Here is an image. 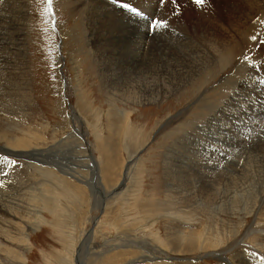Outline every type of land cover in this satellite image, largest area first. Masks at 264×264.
Segmentation results:
<instances>
[{"label": "rangeland", "instance_id": "obj_1", "mask_svg": "<svg viewBox=\"0 0 264 264\" xmlns=\"http://www.w3.org/2000/svg\"><path fill=\"white\" fill-rule=\"evenodd\" d=\"M214 9L225 16L223 0H0L16 42L0 75L4 264H264V22L228 33ZM92 36L127 81L159 77L168 51L190 67L179 47L210 58L177 88L138 87L157 100H124Z\"/></svg>", "mask_w": 264, "mask_h": 264}, {"label": "bare ground", "instance_id": "obj_2", "mask_svg": "<svg viewBox=\"0 0 264 264\" xmlns=\"http://www.w3.org/2000/svg\"><path fill=\"white\" fill-rule=\"evenodd\" d=\"M97 1V0H96ZM148 1V0H147ZM207 1V0H206ZM15 2V1H14ZM74 2V1H73ZM86 3V2H85ZM88 4L90 3V2H87ZM86 3V4H87ZM260 3H261V0L259 1V2H257V0H223V5H224V8H225V16L224 15H222L218 10H216V9H214L213 11H215L216 13H220L221 15V18H222V16H224L225 17V21H223L224 22V24H222L223 25V29L225 28V31L226 32H228V33H232L231 32V30H232V27H234L235 29H237L238 27H240V26H242V24H241V20L243 19V18H245V20H249L250 19V26H251V28H252V31L253 32H255V29H256V27L258 26H260L261 25V23L262 22H264L263 20H264V1H263V3L261 4V12H259V13H255V11H256V9H258L259 8V6H260ZM4 4V3H3ZM85 4V5H86ZM142 4H143V2H142ZM74 5V4H73ZM11 6V5H10ZM76 7V6H75ZM114 7V6H113ZM13 8V7H12ZM11 8V9H12ZM10 9V10H11ZM16 9V8H15ZM92 9V8H91ZM206 9V8H205ZM213 9V8H212ZM85 10V9H84ZM260 10V9H259ZM3 11V10H2ZM99 11V10H98ZM208 11V10H207ZM12 12V11H11ZM224 12V11H223ZM121 13V12H120ZM254 14V16H251V14ZM1 14V13H0ZM123 14V13H122ZM12 15V14H11ZM15 15V14H14ZM91 15V14H90ZM219 15V14H218ZM2 16V15H1ZM13 16V15H12ZM57 16V15H56ZM83 16V15H82ZM99 16V15H98ZM88 17V16H87ZM90 17V16H89ZM92 17V16H91ZM2 18V17H1ZM211 18V17H210ZM258 18L260 19V20H258ZM3 19V18H2ZM13 19H15V18H13ZM91 19V18H90ZM115 19V18H114ZM122 19V18H121ZM125 19V18H124ZM137 19V18H136ZM94 20V19H93ZM126 20V19H125ZM139 20V19H138ZM216 20V19H215ZM214 20V21H215ZM219 20V19H218ZM2 21H4V20H2ZM1 21V22H2ZM13 21V20H12ZM14 21H16V20H14ZM13 21V22H14ZM127 21H129V20H127ZM243 21H244V19H243ZM99 22V21H98ZM120 22V21H119ZM216 22V21H215ZM218 22V21H217ZM222 22V21H221ZM221 22H220V24H221ZM15 23V22H14ZM109 23V22H108ZM131 23V22H130ZM219 23V22H218ZM3 24V23H2ZM5 24V23H4ZM11 24H13V23H11ZM121 24V23H120ZM170 24V23H169ZM264 24V23H263ZM15 25V24H14ZM108 25V24H107ZM136 27H138V26H140V28L142 27L144 30H146V28H145V26L146 25H148V23H147V21H145V20H141V21H139L138 22V24H134ZM149 25H150V23H149ZM225 25V26H224ZM5 26V25H4ZM9 26V25H8ZM12 26V25H11ZM244 26V25H243ZM2 27H3V25H2ZM7 27V26H6ZM12 27H14L15 28V26H12ZM111 27V26H110ZM257 27V28H258ZM13 28V29H14ZM108 28V27H107ZM250 28V27H249ZM1 29V28H0ZM12 29V28H11ZM16 29V28H15ZM241 29V28H240ZM2 30V29H1ZM10 29H8V31H9ZM14 31V30H13ZM89 31V30H88ZM87 31V32H88ZM233 32H234V30H232ZM123 32V31H122ZM148 32V31H147ZM238 32H240V30L239 31H237V33ZM244 32V31H243ZM242 32V33H243ZM140 33V32H139ZM235 33V32H234ZM12 34H15L14 32L12 33ZM128 34V33H127ZM142 34V33H141ZM246 33H244V35H245ZM91 35V34H90ZM241 35V34H240ZM7 36V30L5 29V30H3V31H1L0 32V71H1V73H0V75H3V74H5V73H7V72H9V71H11V69H15V66H13V64H11V58H10V54L9 53H11V50L13 49V47L14 46H16V42L15 41H12L11 39H8V37H6ZM8 36H10V34L8 35ZM141 36H143V35H141ZM208 36V35H207ZM248 36H250V35H248ZM245 37H247L246 35H245ZM262 37H264L263 35H262ZM15 38V37H14ZM92 40H93V45L95 46H93L94 48V50H93V52L95 51V49H96V53H94V55L96 56H94L96 59H94V60H97L98 61V63H100L101 64V66L102 67H106L105 68V70H107V71H105V72H103L101 75H102V78L104 79V78H106V79H108V80H110L112 83H114V86L112 87V88H110V89H114L116 92H117V90H118V92H121V95H122V97H123V99L125 100V99H127L128 100V98H130V97H128V96H130L131 94V92H130V90L132 89H136V90H139L138 89V87L139 86H141V87H143V88H150L151 90L154 88V87H156V88H158V87H161V88H166V87H170V85L171 84H174L173 86L174 87H179L183 82H185V81H187V80H189L190 81V78L192 77H194L193 75H195V74H198V73H200L201 72V68L202 67H204L203 66V63L204 64H206L205 63V61H207L208 60V58H210L208 55H207V53L208 52H205L204 50H201V49H199V50H195V49H186L185 47H179L178 49H174L177 53H180L181 55H182V57H184V60L185 59H187V61H189V62H191V64L192 65H190V67H188L187 66V68H182V67H178L177 66V59H176V55L174 56L170 51H168L169 53L168 54H164V57L165 58H162L161 57V59H156V60H158V61H162V62H164V63H166L167 65L163 68V70H162V72H161V74L159 75V77H158V71L157 70H154L153 72H151L152 74H154L156 77H158V79L157 78H155V77H153V75L151 76V73L149 74V75H143L142 77H140V78H138L139 77V74L138 73H136V74H134V76L132 77V80H125V78L126 77H122V75H120V74H118L114 69H112L111 67H110V65H112V64H114V63H116L117 62V60L121 57V56H119L118 57V59L116 58V57H109V56H104V53H105V51L103 52V50L100 48V46L103 44V42H99L98 41V39H96V37H94V36H92ZM201 38V37H200ZM212 38V37H211ZM234 38H235V35H234ZM16 39V38H15ZM225 38H223V40H224ZM110 40V39H109ZM215 40V39H214ZM226 40V39H225ZM224 40V41H225ZM236 40V39H235ZM234 40V41H235ZM260 40V42H261V39H259ZM264 40V39H263ZM170 41V40H169ZM217 41V40H216ZM237 42H236V48H240V46H241V38L239 37V38H237V40H236ZM246 41V40H245ZM89 42V41H88ZM105 42V41H104ZM137 47H139L140 45H139V43H140V37L137 39ZM159 43H160V40L158 41ZM166 42V41H165ZM209 42V41H208ZM244 42V41H243ZM259 42V41H258ZM20 43V42H19ZM183 43V42H182ZM210 43V42H209ZM91 44V43H90ZM112 44V43H111ZM130 44V43H129ZM161 44V43H160ZM182 45V44H181ZM221 45H223V44H221ZM260 45V44H259ZM262 45V44H261ZM264 45V44H263ZM160 46H162V45H160ZM224 46H225V44H224ZM88 47H89V45H88ZM92 47V46H91ZM155 47H156V45H155ZM163 47V46H162ZM170 47H173V45H172V43H171V46ZM222 47V46H221ZM258 47V46H257ZM264 47V46H263ZM5 48H6V51H7V54H5V52H4V50H5ZM103 48H107V49H109L108 48V46H107V43L103 46ZM141 48V47H140ZM160 48V47H159ZM174 48V47H173ZM172 48V49H173ZM191 48V47H190ZM197 48V47H196ZM198 48H199V46H198ZM201 48V47H200ZM224 48V47H223ZM226 48V50H227V53L226 54H223V56H222V61H223V63L226 65V67H229V66H227V65H229V64H232L234 61L236 62V60L237 59H239V56H240V54L237 52V51H235V49H233L232 47H230V46H226L225 47ZM4 49V50H3ZM18 49V48H17ZM142 49V48H141ZM163 49V48H162ZM165 49H167V48H165ZM203 49V48H202ZM15 50V49H14ZM19 50V49H18ZM105 50V49H104ZM132 50V49H131ZM134 50V49H133ZM90 51V50H89ZM162 51V50H161ZM160 51V52H161ZM208 51V50H207ZM213 51V50H212ZM219 51V50H218ZM48 52V51H47ZM92 52V53H93ZM129 52V51H128ZM157 52V51H156ZM215 52V51H214ZM15 53V52H14ZM13 53V54H14ZM88 53H90V52H88ZM91 53V54H92ZM134 53V52H133ZM140 53V52H139ZM155 53V52H154ZM158 53V52H157ZM175 53V52H174ZM16 54V53H15ZM131 54V53H130ZM179 54V55H180ZM12 55V54H11ZM163 55V54H162ZM180 55V56H181ZM111 56V55H110ZM126 56V55H125ZM207 56H208V58H207ZM12 57V56H11ZM92 57H93V55H92ZM126 57H128V56H126ZM134 57V56H133ZM13 58V57H12ZM125 58V57H124ZM180 59V58H179ZM263 59V58H262ZM258 60V59H257ZM261 60V59H260ZM264 60V59H263ZM186 61V62H187ZM239 61H241V60H239ZM243 61V60H242ZM14 62V61H13ZM96 62V61H95ZM180 62V61H179ZM182 62V61H181ZM209 61H207V63H208ZM57 63H58V61H57ZM106 66H105V65ZM121 64V63H120ZM155 64V63H154ZM176 64V65H175ZM185 64V63H184ZM241 64V63H240ZM242 64H244V63H242ZM256 64H257V62H256ZM119 65V64H118ZM124 65V64H123ZM187 65H189L188 63H187ZM234 64H232V66H233ZM237 65H239V64H237ZM114 66V65H113ZM210 66V65H209ZM234 66H236V65H234ZM233 66V67H234ZM241 67H242V65H240ZM17 67V66H16ZM107 67H109V69H107ZM116 67V66H115ZM154 67V66H153ZM184 67V66H183ZM244 67L245 66H243L242 67V69H244ZM125 68V67H124ZM161 68V67H160ZM222 68V67H221ZM103 69V68H102ZM158 69V68H157ZM162 69V68H161ZM224 69H226L225 67H224ZM151 70V69H150ZM233 70V69H232ZM234 70H235V67H234ZM236 70H240V69H236ZM13 72V71H12ZM16 72V71H15ZM102 72V71H101ZM179 72V73H178ZM181 73V74H180ZM201 74V73H200ZM19 75V74H18ZM125 75V74H124ZM197 76V75H196ZM1 77V76H0ZM178 77V78H177ZM207 77V76H206ZM152 78V79H151ZM177 78V79H176ZM191 78V79H192ZM10 79V78H9ZM14 79V78H13ZM2 80V79H1ZM107 80V81H108ZM6 81V80H5ZM104 82H106V80L104 81ZM205 82V81H204ZM106 83H108V82H106ZM8 84V83H7ZM14 84V83H13ZM210 87V86H209ZM167 89V88H166ZM144 90H146V89H144ZM151 90H149L150 91V94H142V92H141V90H139V91H137V92H139V94H138V96H137V100H139V101H142V102H144V101H146V102H148V101H150V100H153V99H155V100H157L156 98L157 97H159V95H157V93H153V92H151ZM157 90V89H156ZM158 90H160V89H158ZM197 90V89H196ZM210 90V89H209ZM208 90V91H209ZM111 91V90H110ZM148 91V90H147ZM147 91H145V92H147ZM18 92V91H17ZM122 92H123V94H122ZM135 91H133V93H134ZM206 92V91H205ZM161 93V92H160ZM166 94L167 93H169V91L168 92H165ZM15 94V93H14ZM130 94V95H129ZM159 94V93H158ZM112 95V94H111ZM116 95V94H115ZM114 95V96H115ZM134 95V94H133ZM132 95V96H133ZM162 95V94H161ZM3 96V95H2ZM8 96V95H7ZM119 96V95H118ZM17 97V96H16ZM119 97H121V96H119ZM134 98V97H133ZM120 100V99H119ZM130 100H131V98H130ZM133 100V99H132ZM154 100V101H155ZM2 101V100H1ZM133 101H135V99L133 100ZM136 102V101H135ZM151 102V101H150ZM137 103V102H136ZM138 103H140V102H138ZM110 105V104H109ZM111 107V106H110ZM5 109V108H4ZM8 109V108H7ZM10 109V108H9ZM13 109V108H12ZM124 111V110H123ZM109 113V112H108ZM10 117V116H9ZM244 138V137H243ZM255 139V138H254ZM21 141V140H20ZM25 144L27 143V142H24ZM23 143V144H24ZM16 144V143H15ZM18 144H20V142L18 143ZM21 145V144H20ZM20 145H18L19 147H21ZM176 145V144H175ZM255 145V144H254ZM261 145V144H260ZM16 146V145H15ZM175 147V146H174ZM260 147V146H259ZM258 147V148H259ZM249 148V147H248ZM255 150V149H254ZM7 151V150H6ZM258 151V150H257ZM254 154V153H253ZM17 155V154H16ZM251 155V154H250ZM249 155V156H250ZM257 155V154H256ZM259 157V156H258ZM53 158V157H52ZM261 158V157H260ZM263 158V157H262ZM7 159V158H6ZM252 159V158H251ZM253 159H254V156H253ZM255 160V159H254ZM262 161V160H261ZM250 166V165H249ZM1 167V166H0ZM241 169V168H240ZM21 170V169H20ZM3 171V170H2ZM222 172V171H221ZM180 174V173H179ZM224 175V174H223ZM233 175V174H232ZM221 176V175H220ZM231 176V175H230ZM195 179V178H194ZM197 181V180H196ZM261 181H262V179H261ZM88 183V182H87ZM1 184V183H0ZM192 184V183H191ZM5 185V184H4ZM4 185H3V187H4ZM6 186V185H5ZM206 186H207V184H206ZM1 187V186H0ZM5 188V187H4ZM10 188V187H9ZM8 188V189H9ZM13 188V187H12ZM7 189V188H6ZM5 189V191H7ZM223 189V188H222ZM15 190V189H14ZM2 191V190H1ZM1 196V195H0ZM7 196V195H6ZM10 196V195H9ZM9 196H7V200H8V197ZM4 198V200H5V197H3ZM2 199V198H1ZM0 199V200H1ZM11 199V198H10ZM3 200V199H2ZM222 200V199H221ZM9 201V200H8ZM200 201V200H199ZM3 201H1L0 202V226H4L5 228H6V230H9V229H11V227L13 228L14 226H12L11 224H10V219L8 220L7 218L9 217L8 215V217L6 218L4 215L5 214H8L9 213V207H7L8 206V204H12L13 205V201H9V202H3L4 203V205H3V203H2ZM5 204L7 205V206H5ZM9 206H11V205H9ZM14 206V205H13ZM12 207V206H11ZM14 209V208H13ZM11 213V212H10ZM12 216V215H11ZM12 218V217H11ZM16 220V219H15ZM12 221V220H11ZM4 222H5V224H4ZM11 227H10V226ZM16 225V224H15ZM5 228H3V229H5ZM166 229V228H165ZM169 230V229H168ZM174 230V229H173ZM176 231V230H175ZM90 233V232H89ZM91 234V233H90ZM90 234H88V235H90ZM4 235V234H3ZM3 235H1L0 236V239H2V240H4V237H3ZM176 235V234H175ZM4 236H7V235H4ZM12 238L14 237V236H11ZM10 237V238H11ZM177 237V236H176ZM169 238V237H168ZM15 239V238H14ZM13 239V240H14ZM172 239V238H171ZM170 239V240H171ZM90 239L88 238L86 241L87 242H90L89 241ZM172 240H174V239H172ZM176 240V239H175ZM188 240V239H187ZM190 241H191V238L189 239ZM22 241V240H21ZM178 241V240H177ZM86 242V243H87ZM173 243V242H172ZM186 243V242H185ZM194 243V242H193ZM88 244V243H87ZM175 244H176V246L175 247H177V243L175 242ZM182 244V243H181ZM180 244V245H181ZM186 244H190L191 245V243H189V242H187ZM183 245H185V244H183ZM174 246H172V247H174ZM179 248V247H178ZM3 254H5L4 253V250H2V249H0V264H4V262H3ZM3 256V257H2ZM10 256V255H9ZM7 257V256H6ZM153 259V258H152ZM80 260V259H79ZM79 262H81V264H82V260L81 261H79ZM134 262V261H133ZM6 263V262H5ZM262 263H263V261H262ZM261 263V264H262ZM10 264V263H9ZM100 264H104L103 263V261H102V263L100 262ZM135 264V263H134Z\"/></svg>", "mask_w": 264, "mask_h": 264}, {"label": "snow or ice", "instance_id": "obj_3", "mask_svg": "<svg viewBox=\"0 0 264 264\" xmlns=\"http://www.w3.org/2000/svg\"><path fill=\"white\" fill-rule=\"evenodd\" d=\"M49 4H51V0H48ZM195 2L197 4H201L203 2V0H195ZM133 12H135V9H132ZM166 25V21L162 20V19H157V20H152V26L153 28L156 27H163ZM253 39H255V37H252Z\"/></svg>", "mask_w": 264, "mask_h": 264}]
</instances>
